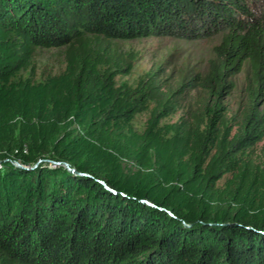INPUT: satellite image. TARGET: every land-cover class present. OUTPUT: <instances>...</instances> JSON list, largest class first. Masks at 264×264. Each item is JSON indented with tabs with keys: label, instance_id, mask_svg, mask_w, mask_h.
I'll list each match as a JSON object with an SVG mask.
<instances>
[{
	"label": "trees",
	"instance_id": "1",
	"mask_svg": "<svg viewBox=\"0 0 264 264\" xmlns=\"http://www.w3.org/2000/svg\"><path fill=\"white\" fill-rule=\"evenodd\" d=\"M153 36L218 39L181 76L177 91L203 99L174 130L160 124L167 100L134 129L159 85L119 84L132 66L100 44ZM52 47L70 48L64 70L35 65ZM263 140L264 0H0L2 156L84 172L0 163V264H264V172L250 158Z\"/></svg>",
	"mask_w": 264,
	"mask_h": 264
},
{
	"label": "rangeland",
	"instance_id": "2",
	"mask_svg": "<svg viewBox=\"0 0 264 264\" xmlns=\"http://www.w3.org/2000/svg\"><path fill=\"white\" fill-rule=\"evenodd\" d=\"M109 42L110 44L107 41L100 44L102 46L104 44L110 46L112 53L117 57H125L124 59L127 62L125 61L119 65L123 67V64L129 63L132 66L128 73L121 67L118 69L117 80L119 84L127 83L136 87L140 80H145L152 75L159 85L158 92L162 93V97L158 95L159 104L154 100L144 110L134 116L132 119L134 129L138 131L145 130L148 123L154 120L157 111L162 108L166 100L167 104L172 105L175 109L171 114L164 116L160 120L161 125L172 126L171 129L176 128L174 126L181 127L180 124L183 121L184 114L185 116L187 114V117L191 112L195 116L200 114L198 111L200 110L203 95L201 92L196 91L187 92L186 94L182 91H177L179 90V81L187 68L198 69L205 65L213 54V46L218 42L217 38L185 40L169 36H153L134 40H112ZM85 43L88 44V42ZM69 53L70 48L67 47L42 48L37 51L34 62L35 65L37 64L38 67L46 71H61L66 68ZM238 78L242 83L244 73L239 75ZM246 99V95L239 90L227 100L229 112L225 120L226 127L224 128H227L232 135L236 133L241 117L246 112ZM197 120V118H194V122H197ZM80 154L74 157L76 163L80 160ZM250 158L252 160V169L256 166L261 170V173L264 172V140L251 150ZM3 159L0 149V160L3 161ZM43 159L48 160L44 164L54 165L51 162L53 159ZM126 163L124 165L127 168L130 167L131 163ZM229 175L230 173L225 174L218 181V185H224Z\"/></svg>",
	"mask_w": 264,
	"mask_h": 264
},
{
	"label": "water",
	"instance_id": "3",
	"mask_svg": "<svg viewBox=\"0 0 264 264\" xmlns=\"http://www.w3.org/2000/svg\"><path fill=\"white\" fill-rule=\"evenodd\" d=\"M3 160H6V161H8L9 159L8 158H4ZM9 161H12L15 165H17V166H21V167H23V166H26V167H35V166H37L38 164H40V163H46L45 161H48V160H46V159H43V158H39V159H37V161L34 163V164H32V165H23V164H21L20 162H18V161H16V160H9ZM2 161L0 160V163H1ZM54 165L53 166H55V167H65V168H67L71 173H73V174H84V172L83 171H81V170H79V169H77L74 165H72L69 161H66V160H59V161H51ZM59 165V166H58Z\"/></svg>",
	"mask_w": 264,
	"mask_h": 264
}]
</instances>
